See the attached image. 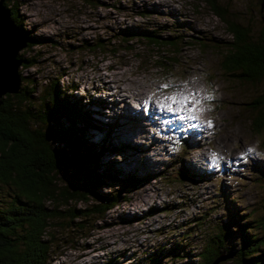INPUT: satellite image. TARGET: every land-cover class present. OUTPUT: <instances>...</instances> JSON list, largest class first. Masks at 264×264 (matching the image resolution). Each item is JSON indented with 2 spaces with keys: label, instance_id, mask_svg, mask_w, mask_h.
Returning <instances> with one entry per match:
<instances>
[{
  "label": "rangeland",
  "instance_id": "obj_1",
  "mask_svg": "<svg viewBox=\"0 0 264 264\" xmlns=\"http://www.w3.org/2000/svg\"><path fill=\"white\" fill-rule=\"evenodd\" d=\"M16 1L25 32L35 37L31 47L18 53L35 59L29 68L18 69L25 77L21 86L35 87L31 101L38 105L42 89L55 79L71 101L86 105L89 99H102L93 109L100 129L90 128L87 136L91 143L116 149L99 158L98 172L121 179L134 175L139 183L128 189L126 200L103 217L83 221L82 227L55 219L48 264H151L157 250L174 246L159 264H186L196 261L229 213L246 222L264 214V175L259 169L264 166V130H253L249 109L264 91V78L250 83L221 71L231 34L204 3ZM219 1L238 23L255 33L260 30L264 0ZM151 25L184 42L177 64L161 66L150 61L142 42L135 40L130 50L117 39L121 30ZM97 39L116 50L91 49ZM165 84L169 87H161ZM178 92L191 93V103L173 105L171 111L160 107ZM178 107L183 110L177 112ZM118 187L105 178L98 191ZM4 190V199L14 194ZM85 205L77 201L76 208ZM238 240L237 234L226 240L232 248L228 251L238 247ZM217 264L231 261L220 259Z\"/></svg>",
  "mask_w": 264,
  "mask_h": 264
},
{
  "label": "trees",
  "instance_id": "obj_2",
  "mask_svg": "<svg viewBox=\"0 0 264 264\" xmlns=\"http://www.w3.org/2000/svg\"><path fill=\"white\" fill-rule=\"evenodd\" d=\"M196 1L204 3L226 24L231 34L229 45L224 46L221 71L239 81L254 83L262 80L264 7L260 30L255 33L248 25L231 18L227 7L219 0ZM4 4L24 32L19 3L5 0ZM138 14L145 16L143 10ZM163 31L155 25L140 27V30L127 28L117 34V39L130 50L135 40L142 42L150 54V61L161 66L177 64V55L184 42L177 34H163ZM34 43L33 39L27 47ZM105 47L111 52L116 50L115 45L109 46L101 39L91 45L93 50ZM18 56L23 60V68L34 63V58ZM19 74L21 81L25 80ZM34 88L25 84L18 93L0 98V264H48L55 236L51 223L55 219L82 227L83 221L103 217L126 200L128 189L139 184L134 175L121 179L111 173L98 172L99 158L106 151L116 149L105 142L91 143L87 136L90 128L100 129V122L94 117L97 112L93 109L104 103L102 99H89L86 105L80 104L81 100L71 101L66 88L55 79L42 89L41 102L35 105L31 101ZM249 105L252 128L261 133L264 130V91ZM259 169L264 175V166ZM105 178L118 182L119 187L101 193L98 189ZM2 186L14 194L4 199L6 191ZM77 201L85 202V207L76 208ZM236 218V214L229 213L227 222L218 226L214 236L206 240L196 261L190 260L186 264H214L223 254L230 256L227 260L231 264H263L264 214L247 222L246 218L243 222ZM231 224L236 226L235 230H231ZM232 234H237L239 245L228 251L232 248L226 246V240ZM176 249L174 246L164 252L157 250L151 257V264H159L160 257H166ZM224 250L227 252L222 253Z\"/></svg>",
  "mask_w": 264,
  "mask_h": 264
},
{
  "label": "water",
  "instance_id": "obj_3",
  "mask_svg": "<svg viewBox=\"0 0 264 264\" xmlns=\"http://www.w3.org/2000/svg\"><path fill=\"white\" fill-rule=\"evenodd\" d=\"M4 1L0 0V98L20 91L21 76L18 69L22 59L18 53L33 40L28 32H21L11 18V10L5 6ZM228 257L230 256L218 258L214 264Z\"/></svg>",
  "mask_w": 264,
  "mask_h": 264
},
{
  "label": "snow or ice",
  "instance_id": "obj_4",
  "mask_svg": "<svg viewBox=\"0 0 264 264\" xmlns=\"http://www.w3.org/2000/svg\"><path fill=\"white\" fill-rule=\"evenodd\" d=\"M161 87L163 88H168L169 85L165 84V85H162ZM192 94L189 93L188 95H183L182 92H178L177 93V96H173V97H168L167 99H170L171 100V103L170 104H167V105H164V104H161L160 107L161 108H167V110L171 111L172 110V107L173 105H181L183 106L186 102L188 103H191V101H189V96H191ZM196 103H199V101H196ZM183 110V107H178L176 109L177 112H180ZM188 111L191 112L192 111V108H188ZM179 119L183 120L184 117H179ZM189 119H196V117L194 116H190ZM168 121L165 120L164 123H167ZM212 126V123L211 121H209V127ZM253 151V149L249 148L248 149V152L251 153Z\"/></svg>",
  "mask_w": 264,
  "mask_h": 264
},
{
  "label": "bare ground",
  "instance_id": "obj_5",
  "mask_svg": "<svg viewBox=\"0 0 264 264\" xmlns=\"http://www.w3.org/2000/svg\"><path fill=\"white\" fill-rule=\"evenodd\" d=\"M17 25V24H16ZM18 26V25H17ZM25 32V31H24ZM33 39H35V37H32ZM22 50H24V49H22ZM22 64H23V60H22V63H21V65H20V68H21V66H22Z\"/></svg>",
  "mask_w": 264,
  "mask_h": 264
}]
</instances>
